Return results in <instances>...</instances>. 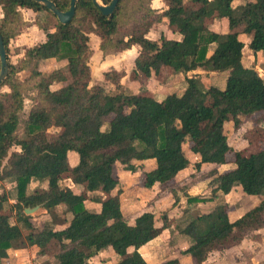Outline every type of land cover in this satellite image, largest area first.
Listing matches in <instances>:
<instances>
[{
  "label": "trees",
  "instance_id": "16d2710c",
  "mask_svg": "<svg viewBox=\"0 0 264 264\" xmlns=\"http://www.w3.org/2000/svg\"><path fill=\"white\" fill-rule=\"evenodd\" d=\"M52 1L62 11L71 5V0ZM99 1L110 4L112 0ZM162 1L165 6L159 11L152 7V0H119L113 13L104 15L93 0H78L74 18L63 24L34 0H0V33L9 67L7 78L0 83V180L12 178L17 185L13 206L17 223L12 221L13 212L4 211L6 197H0V264H9L12 249L44 250L52 244L58 248L56 264H96L94 257L107 247L120 256L116 264H149L139 249L169 226V213L158 218L154 212L144 211L129 223L118 197L111 195L120 182L114 168L120 164L124 170L135 171L139 166L134 160L154 159L156 165L144 173L141 185L168 186L191 163L183 149L185 143L200 156L197 169L203 163L235 164L224 172L211 171V196L189 197V203L211 201L217 192L228 194L237 185L245 194L262 199L232 222L226 219V205L192 218L180 230L191 241L183 253L194 264H203L211 252L264 228V129L251 131L249 143L259 147L248 154L229 145L225 129L227 121L239 127L241 116L264 112V78L243 63L245 43L240 38L242 34L251 36L250 48L264 52V0H242L238 5L236 0ZM21 8L48 11L57 20V32L50 33L36 21L47 39L13 64L8 56L10 39L27 23ZM214 19L227 20L229 30H211ZM163 21L181 38L163 34L152 38L149 32ZM91 34L100 38L105 55L139 48L132 70L137 81L155 78L167 66L173 72H226V86L206 87L193 75L186 78L182 94L170 93L157 100L146 92L121 90L124 72L110 68L104 78L117 91L109 92L101 84H91ZM49 58L65 59L66 68L43 71L40 64ZM23 70L28 75L19 79ZM54 84L61 86L53 89ZM26 99L32 105L24 115ZM107 119L108 127L103 129ZM51 128L56 131L49 137ZM14 147L19 150L11 151ZM70 151L78 156L73 168L68 162ZM66 178L84 184L89 192H103L106 197L100 199V212L88 210L85 202L89 197L63 185ZM33 180L45 182L46 187L29 192ZM35 206L49 213L64 206L71 215L68 225L66 222L59 229L45 223L35 229L32 216L25 212ZM158 219L162 227H157ZM161 264L181 261L172 258Z\"/></svg>",
  "mask_w": 264,
  "mask_h": 264
},
{
  "label": "crops",
  "instance_id": "0c3cea01",
  "mask_svg": "<svg viewBox=\"0 0 264 264\" xmlns=\"http://www.w3.org/2000/svg\"><path fill=\"white\" fill-rule=\"evenodd\" d=\"M162 1V0H161ZM163 2V1H162ZM242 0H236L234 2L235 5L242 4ZM163 5L165 6L164 2ZM160 8L159 11H162L164 9ZM153 7V6H152ZM158 10V9H157ZM21 12L23 15L24 21H26V25L21 29L19 34H17L15 37L10 39L9 42V60L13 64H17L21 59L25 57L26 49L27 48H33L34 46H37L38 44L44 42L47 39V34L46 32L42 29L41 31L39 30L37 32V35L39 37V41L34 40L35 37V32L33 29L36 27L38 28L39 26L36 24V21L40 22L43 24L46 19L48 20L50 18L49 12L45 10H39L35 11L30 8H21ZM51 15V14H50ZM0 17H3V10L0 7ZM57 22L55 23V25ZM167 24L166 21H163L159 24H157L152 30L149 32V35H153L152 33L156 31L157 28H161V31L163 30L164 32L162 33L164 36L168 38H173V39H180L181 34L177 31L175 35H170L169 31L164 30V28L160 27L161 25ZM210 29L216 32H227L229 30L228 28V22L225 19H214L213 21L210 22L209 25ZM40 28V27H39ZM38 28V29H39ZM41 29V28H40ZM57 32V29L55 28L54 30H51L50 33H55ZM33 34L34 37L32 36ZM152 37V36H151ZM160 35L158 36V38ZM154 38V37H152ZM240 38L242 41L245 43V47L243 50V63L247 67H254L259 74L264 78V52L262 51H253L250 48V42L252 40L251 36L242 34L240 35ZM95 40V43L98 46V49H100V38L95 35L91 34L90 35V44H93ZM93 55L91 57V61L89 63L91 67V76H92V81L91 84H101L104 86L109 92H115L117 91V87L115 84L111 83L110 81L106 80L104 78V73L109 70L110 68H115L119 71H123V77L120 80L121 84V90L125 92H130V93H140V92H146L150 95H152L155 99L157 100H162L166 97V95L170 93H177V94H182L184 90L186 89L187 82L186 78L187 77H192L193 75H196L201 78L202 82L206 87L209 86H217L221 89L225 88L226 82H227V76L228 74L226 72H217V71H206L203 69H197L193 71H189L188 73H183V72H173V70L170 67L164 66L162 67L159 75L157 77H152L149 78L147 81L140 82L137 79L135 81H128V76L129 74L132 75V70L134 68V61L135 58L138 54L139 48L134 46L130 49L124 50L122 52L116 53L117 55L121 56L122 54H128V53H133V57L131 58V62L128 60H125V58L120 59V62L118 64H112L105 62L104 68L102 71V74L99 78L94 77L93 68H92V60L95 58L96 55V50L94 51V48H92ZM17 51V52H16ZM15 54L14 57H16V61H13L10 58V53ZM95 52V53H94ZM103 53V51H101ZM213 53V48L210 47L208 55L211 56ZM104 54V53H103ZM116 54H104L105 56H111V55H116ZM128 61V62H127ZM128 63V66L127 64ZM101 65V64H100ZM67 66V61L65 59L58 60L56 58H49L41 62L40 68L43 71H51L54 69H64ZM127 66V67H126ZM169 69V70H168ZM166 70L169 72L167 73ZM162 73L163 77H162ZM28 75L27 70H23L18 73L19 79H24ZM165 76V78H164ZM161 81V82H160ZM143 83V84H142ZM162 83V84H161ZM113 86L116 87L113 90H109L107 86ZM61 84H54L52 86L53 89L60 87ZM5 88V89H4ZM2 89L8 91L9 89L7 87H3ZM29 100L32 105V101L30 99L25 100V109L24 112L28 114L30 107L28 110H26V102ZM25 114V115H26ZM240 125L239 127H235L233 121H229L225 123V129L226 133L228 135V142L229 145L234 149V150H239L242 151L246 154L255 151L256 147L258 148L259 145L256 144H250L249 143V135L251 131L255 128H262L264 129V112H257L254 113L251 116H241L240 117ZM108 127V122L106 121L105 125L103 126V129H106ZM183 149L185 151L186 156L190 160V164L187 168L181 170L175 177L174 181H172L168 186H161L156 184L152 188H142L143 186L140 184L141 177L139 176V173H142L144 171H149L153 169L156 165V162L154 159H147V160H134V164L136 166H139L135 171H128L124 170L120 166V182L117 187V189L114 192H118L121 197H123V200L120 201L121 203V208L122 212L125 216V218L128 220L129 223H134L135 219L137 216H139L142 212L144 211H152L156 214V216L159 218L160 212H162L164 209L169 208V219L171 220L173 215L176 216L175 218L179 217L182 215L184 212L188 211V214L190 215H199L200 213L207 212L212 210L214 207L218 205H224L228 204L229 206L234 207V211L236 219L241 217L244 213H246L248 210L251 208L255 207L258 205L262 199L261 196L257 195H247L244 193V195L241 196V199L235 200L236 195L235 193L238 192V188L235 186L233 190L228 193V194H223L222 192H217L216 196L214 197L213 200L211 201H206L205 202H199L198 205L201 206L202 211L198 210L200 207L194 208L195 203H189L188 199L189 197H194L198 196L199 194H206L209 191L212 190L209 189V183L213 179L212 175H207L204 176V182H205V187L203 188L201 192H197V188L202 185L200 183L203 181L202 175L206 173L207 171H213L217 170L218 172H224L226 169H231L235 167V164L233 162H229L226 164H209V163H203L200 167V169H197L195 167V163L200 161V156L198 154L192 153L189 150V144L185 143L183 145ZM12 150H19V148L14 147ZM10 151V152H11ZM68 162L69 166L73 168L77 162H78V156L77 153L74 151H70L68 154ZM7 163V160L3 161L2 167H4ZM11 179V178H7ZM5 180V179H3ZM1 181V180H0ZM15 182V187L13 189L16 190V195L13 194V192H10V189L6 191L7 194L11 193V197L8 196L9 198V203L13 204L11 207L14 206V204L17 203V185L16 181ZM13 182V183H14ZM203 182V183H204ZM64 185V184H63ZM73 182L70 178H67V187H70L72 189ZM46 183L45 182H40L38 180H33L30 185H29V192L33 191L34 189L37 188H45ZM73 190V189H72ZM74 191V190H73ZM75 192V191H74ZM76 193V192H75ZM104 193L101 191H93L89 193V198L86 200L85 205L88 210L92 212H100L101 210V202L97 200V197L103 196ZM106 195H104L105 198ZM222 196V199L218 201V197ZM8 198L6 196V200L8 201ZM176 199H179L178 203H176ZM218 201V202H217ZM187 208H185V205ZM182 205V206H180ZM10 207V208H11ZM6 208V207H5ZM41 209V207L39 208ZM38 209V210H39ZM43 209V208H42ZM180 209H183L180 211ZM45 210V209H43ZM180 212H179V211ZM195 210H198L197 213H194ZM46 211V210H45ZM200 211V212H199ZM47 212V211H46ZM15 213V210H14ZM48 213V212H47ZM71 215L70 213L67 212V225L68 221L70 219ZM234 221V220H233ZM65 225L62 227H59V229L64 228ZM157 227H162V223L160 222V219L157 221ZM259 238H257L256 236ZM178 236L177 244H178V249L181 250L180 256L178 257H173L177 258L181 261V264H194V262L191 260V257L188 255H184L182 252L186 250L189 245L191 244L190 240L186 236H182L179 234L177 231L176 233H173L171 229H166V227L162 228V232L160 235H158L156 238L148 242L147 244L143 245L140 249L139 252L142 254V256L146 259V261L149 264H161L165 260L168 259H161L157 260L158 255L157 253L154 252V249H157V243H162L163 246L167 249L168 245L175 243V237ZM180 241H186V245L181 244ZM183 245V246H182ZM240 245L244 246L246 251H255L258 249L259 246L264 245V228L255 231L250 235L249 237L244 238L242 241H240ZM230 248V247H229ZM227 248V249H229ZM226 250V249H225ZM37 252L38 249L36 247H29L25 249H12L10 250V256L7 258L9 264H16V259L13 257L14 255H20L19 253L21 252ZM217 251H213L210 253L209 257L203 264H221V260H214V262L210 261L211 255ZM169 254L168 256H170ZM153 258L157 261H150ZM159 258H161L159 256ZM172 259V258H169ZM217 259V258H216ZM94 260L96 264H116L120 260V256L117 255L111 247H107L104 250L100 251L95 257ZM21 264H27L25 262ZM251 264H259V261L257 260L256 257L251 258ZM264 264V262L262 263Z\"/></svg>",
  "mask_w": 264,
  "mask_h": 264
},
{
  "label": "rangeland",
  "instance_id": "374dc122",
  "mask_svg": "<svg viewBox=\"0 0 264 264\" xmlns=\"http://www.w3.org/2000/svg\"><path fill=\"white\" fill-rule=\"evenodd\" d=\"M152 6L156 10L157 9L159 10L160 8H163L164 5H163V2L161 0H152ZM49 16H50V18L48 20L46 19V21H44L42 25L44 27H46L49 31H51V30H54L56 28L55 23L57 22V20H56V18L54 16H52L50 14H49ZM160 27L164 28V30L169 31V34L172 35V36L177 33V30H175V28L169 26L168 24H165V25L162 24ZM38 28L36 27L35 29H33L36 35L35 34L32 35L33 37L35 35L34 40H36V41H39V37L37 35V32L39 30L40 31L42 30V29H40V28L38 29ZM163 32L164 31L163 30L161 31V28L160 29L157 28L156 31L153 32L152 33L153 35H151V36L154 37V38H158V36L161 35ZM91 47L94 48V51L96 50L95 58L92 60V68H93V72L92 73H94V77H96V78H99L101 76L105 62H108V63L110 62L112 64H115V63L118 64L120 62V59H123V58H125V60H128V61L130 60L129 62H131V58L133 57V53H128V54L125 53V54H122L121 56H119L117 54L116 55H111V56H105L98 49V46L95 43V40H94L93 44H91ZM28 49H30V48H27L26 51ZM10 55H11L10 58L13 61H16V59H15L16 57H14L15 54H13L11 52ZM126 64L128 66V63H126ZM168 70H166L167 73L169 72ZM163 74L164 73H162V77H163ZM133 77L134 76L129 74L127 80L128 81H135V79ZM164 78H165V76H164ZM107 88L110 91L113 90L114 88L116 89V87H113L111 85L107 86ZM4 89H2V90H4ZM30 105H31V102L29 100H27V102H26V110H28ZM23 114L25 115L26 113L24 112ZM107 122H109V119H107ZM227 122H229V121H227ZM55 131H56L55 128H51L49 130V137L51 135H53L55 133ZM228 169H226V170H228ZM226 170H224V171H226ZM145 172L146 171H144L142 173H139V176L141 177L142 180H143V175H144ZM120 173H121L120 164H117V165H115V168H114V174H115V176H117L119 178V180L121 178ZM210 173H211V171H207L206 173H204L202 175V179L204 178V176L211 175ZM14 181L15 180L12 179V178L0 181V197L1 196H5V197L7 196V198H8V196L11 197V193L10 194L6 193V191H8L9 189H10V192L12 191L13 194L16 195V190L13 189L15 187V182ZM204 181L205 180L203 179V181L200 182V183H202V185L196 189L198 193L201 192L202 190H204L203 189L205 187V182ZM141 182L142 181H140V184H141ZM63 184L65 186H67V178L63 180ZM236 187L238 188V192L235 193V195H236V199L235 200L237 201V200L241 199V196L244 195V192H243L242 187L240 185H237ZM142 188H144V187H142ZM72 189L76 193L85 194L87 197H90L89 196L90 192L87 190V188L85 187L84 184L73 183ZM209 189H211V186H209ZM104 195L101 196V197H97V200L100 201V199H102V200L105 199ZM111 195H115L116 197H118L119 201L123 200V197H121V195L118 192H113V193H111ZM198 196L199 197L211 196V191H209L206 194H202L201 193ZM221 199H222V196H219L218 197V201H220ZM178 201H179V199L178 200L176 199V203L175 204H177ZM198 203L199 202H196L194 204V206H195L194 208L200 207V209H198V210L202 211V209H201L202 207L199 206ZM204 204H206V202ZM12 205L13 204L9 203V198H8V201L6 200V202H5V207L6 208H5L4 211L6 213H9V211L13 212L12 221L17 223L16 214L14 213V208L11 207ZM182 205H185V203L182 204ZM182 205H180V206H182ZM224 205H226L227 208H228L226 219H227V221L232 222L233 220H235L236 217H238V216L234 215L235 214L234 207L233 206H229L228 204H224ZM185 208H187L186 205H185ZM168 209L169 208L164 209L162 212H160L159 215L161 216L163 213H167V212L169 213ZM182 210L183 209H180V211H182ZM198 210H195L194 213H197ZM30 215L32 216V220H33V224H34L35 229L42 228V226L45 223H49L52 226H54L55 228H59V227H62L63 225L66 226V222H67V209L64 206H60V207L56 208L55 210H53L50 213L49 212L47 213L45 210H43L41 208V209L31 213ZM173 216L174 217H172L171 223L169 224V226H167L166 229H168V228L171 229V231L173 233H176L178 231L179 234L184 236L181 233V231H180L181 227H184L192 218L195 217V215H190V214H188V211H187V212H184L182 215H180L177 218H175L176 213ZM22 228H23V226H22ZM23 232L26 233V230L24 228H23ZM177 240H178V236L175 237V240H174L175 243L168 245L167 249L163 246L162 243H157L158 247H157V249H154V252L157 253L156 255H158L157 260H161L163 258L164 259H169V258L180 256V253H181L180 251L181 250L178 249ZM180 242L183 245H186V243H187L186 241H180ZM229 247H227L229 249L225 248L226 250L222 249V250H219V251L213 253L211 255L210 261L214 262V260H221V264H251V258L254 256L259 261V264H262L264 262V245L259 246L258 249L256 250V252L255 251H248V250L246 251L245 247L240 245V242H238L236 244H233V245H231ZM57 252H58L57 246L55 244H52L48 248H46L44 250H39L38 249L37 252H35V251H33V252H29V251L28 252H21V253H19L20 255H14L13 254V257H15V259H16V264H21L23 262H25L27 264H42V263H45V262H48L50 264H56L57 260L55 258V254ZM169 254H171V255L168 256ZM183 254L184 255H188L189 257H191L189 254H185V253H183ZM159 256L161 258H159ZM157 260H155L153 258V260L151 259L150 261H154L155 262ZM191 260L193 261L192 257H191Z\"/></svg>",
  "mask_w": 264,
  "mask_h": 264
},
{
  "label": "water",
  "instance_id": "95a60500",
  "mask_svg": "<svg viewBox=\"0 0 264 264\" xmlns=\"http://www.w3.org/2000/svg\"><path fill=\"white\" fill-rule=\"evenodd\" d=\"M43 4L48 10H50L58 19L60 23L70 22L75 15L76 4L78 0H71L70 8L66 11H62L52 0H34ZM95 4L98 5L99 9L104 15H111L115 10L119 0H112L110 4H103L99 0H93ZM9 73L8 61H7V51L4 43L2 34L0 33V83L3 82ZM40 206H35L33 208H27L25 210L26 214H31L37 211Z\"/></svg>",
  "mask_w": 264,
  "mask_h": 264
}]
</instances>
